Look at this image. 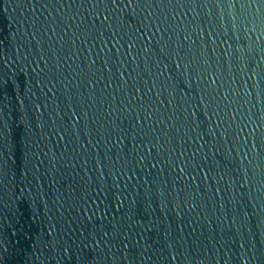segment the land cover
Wrapping results in <instances>:
<instances>
[{"label":"water","instance_id":"1","mask_svg":"<svg viewBox=\"0 0 264 264\" xmlns=\"http://www.w3.org/2000/svg\"><path fill=\"white\" fill-rule=\"evenodd\" d=\"M0 264H264V0H0Z\"/></svg>","mask_w":264,"mask_h":264}]
</instances>
